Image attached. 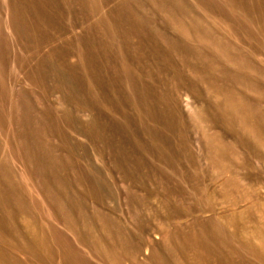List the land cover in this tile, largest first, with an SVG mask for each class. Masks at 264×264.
Returning a JSON list of instances; mask_svg holds the SVG:
<instances>
[{
  "label": "rangeland",
  "instance_id": "374dc122",
  "mask_svg": "<svg viewBox=\"0 0 264 264\" xmlns=\"http://www.w3.org/2000/svg\"><path fill=\"white\" fill-rule=\"evenodd\" d=\"M0 264H264V0H0Z\"/></svg>",
  "mask_w": 264,
  "mask_h": 264
}]
</instances>
